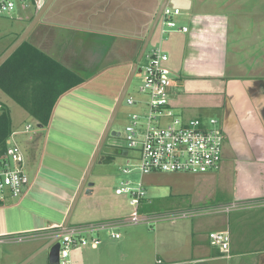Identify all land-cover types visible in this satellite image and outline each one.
<instances>
[{"label":"crops","instance_id":"0c3cea01","mask_svg":"<svg viewBox=\"0 0 264 264\" xmlns=\"http://www.w3.org/2000/svg\"><path fill=\"white\" fill-rule=\"evenodd\" d=\"M84 1L86 3L90 0ZM161 1L99 0V9L92 16L93 4L84 13L79 8L82 5L79 0L75 5V0H65L49 16L48 21L43 23L44 29L30 38V44L84 78L83 83L67 92L90 82L83 76L87 72L86 67L93 68L94 70H89L94 74L105 62L107 71H115V79L105 92L107 102L104 99L103 105L107 109V117L101 127L95 130L96 143L99 142L122 88L136 64L139 49ZM94 2L97 3V0ZM175 6L181 10L175 20L178 26L187 27V31H174L165 38L168 66L175 73L170 95L176 93L180 97L176 101L171 99L172 106L186 107V102L180 96L183 91L187 95L190 91L208 93L209 99L213 101H210V108L218 110L225 135L226 149L223 150L219 171L224 174L228 170L224 168L225 159L264 165V0H177ZM35 10L37 12L38 9ZM81 18L85 21L82 24ZM100 20H103V25L106 24L105 27L100 25ZM27 24L26 22L13 41ZM163 38L164 35L159 34V40ZM211 79H214L216 86H209ZM63 95L57 100L51 119L57 106L62 104ZM66 105L69 106L65 103L64 107ZM41 134L35 133L28 140L34 139L35 144L38 142L35 137ZM30 147L27 162L29 169L34 168L36 171L37 166L41 169L42 162L39 161L40 154H37L34 145ZM101 160L100 162H104L107 157L103 156ZM87 164L89 163H86L83 172H86ZM82 175L83 173L75 186L71 187L72 183H69L68 188H73V194L70 195L61 220L47 221L42 227L30 229L41 238L27 246L9 264L21 263L47 242L51 234L59 230L58 227L63 223L74 194L82 182ZM248 180L249 178H245L242 181V186L233 192L234 197L231 195L230 199L219 204L264 199V191L257 189V183L249 184ZM85 188L90 190L87 194H95V183L90 186L86 184ZM65 200L66 198H62V201ZM95 203L107 207V201L96 198ZM101 218L102 220L92 222L107 220V217ZM181 220L168 222L167 225L160 224L152 229V232H157L158 229L159 233L152 239L151 253L133 252L132 244L141 242L128 241L127 237L115 243L104 232L106 237L99 235L100 243L96 247L71 248L70 263L264 264V206ZM224 229L230 232L228 253L212 246L208 240V232ZM25 264H49L47 252L38 254Z\"/></svg>","mask_w":264,"mask_h":264},{"label":"rangeland","instance_id":"374dc122","mask_svg":"<svg viewBox=\"0 0 264 264\" xmlns=\"http://www.w3.org/2000/svg\"><path fill=\"white\" fill-rule=\"evenodd\" d=\"M64 1L65 0H53L46 8L26 38L29 44L31 43L30 38L37 35L39 30L42 31L44 29L43 25L48 21L49 16L52 15L54 11H57L61 3L64 4ZM77 1L78 0H75L74 5ZM79 1L82 3L79 8L84 11V13L87 12L88 8L94 6V8H91L93 10V16V13L97 12L99 9V7H97L99 0H97V3H95L94 0L87 1L86 3L84 0ZM176 1L177 0H169L168 4L172 7H176ZM25 4L26 6L18 3L15 10L10 14H0V54L4 47L7 46L8 43H11L16 35L20 33L25 23L27 22L29 24V18L36 13L35 9H39L40 7L38 3L36 4V2H32V0H26ZM91 4H93V6H91ZM80 21L81 24L85 22L83 18H81ZM96 21L99 22V20ZM100 25L105 27L104 25L106 24L103 25V20H100ZM158 33L160 34L159 28L156 27L143 57L138 62V69L144 67L145 63L148 61L147 55L153 47L160 44L161 48L165 51V38L170 35L171 32L162 34L164 38L161 40H159ZM64 67L76 73L72 68L68 66ZM86 69L87 72L84 73L83 76L90 80V82L63 95L61 99L62 104L57 106L56 113L52 116L51 121L46 127H38L36 121L31 119L23 108L0 91V102L7 105L10 109L13 130L15 132L13 137L17 139L21 146L24 157V170L30 178L31 183L25 188L21 195L15 197L6 196V198L0 202V237L6 240L0 243V264L11 263L20 256L27 246L37 242L36 239L41 238V236L39 237V235H35L31 232L32 230L30 229L42 227L47 221L61 220V216L70 199V195L73 194V188L71 187L75 186L82 173L83 178L85 175L83 169L87 162L90 164L94 156L95 152L93 151L96 150L98 145V142H95V130L101 127L107 117V109L103 105L105 101L107 102V94L105 92H107L110 84L113 83L116 74L115 71H107L105 62L94 74L92 71L94 70L93 68L86 67ZM89 69L92 70L90 71ZM170 70L172 82H175V73L171 68ZM137 73L134 74L130 82L126 97L121 103L111 126V131L119 132L120 135L108 134L100 151V155L91 168L87 183H95V194H87L84 190L81 196H79L80 198L75 205L69 221L70 225L102 220L101 217L103 216L107 217V220L113 219L114 217L116 218L117 216L125 218L131 211L129 200L125 196L116 195L114 188L119 185L120 180L126 178L132 179L135 182L142 180L145 196L142 200L139 213L146 215H161L190 208L213 207L230 199L231 195L234 197L233 192L237 191V188L242 186V181L245 178H249V184L253 183L256 185L257 183V189L264 191V165H255L235 159L230 160L224 158L226 161L224 168L228 169L225 172L226 174H223V171H217L214 172L215 175L211 176V173L200 175L168 172H154L140 175L137 169H133L130 173L124 174L121 168L124 166L132 167L129 164L133 163V160L128 161V157L132 154V150L129 149V155L125 156V126L128 124L130 119L129 116L132 113L141 115L146 109L144 104L146 97L138 90L141 79ZM78 75L81 76L80 74ZM205 84L206 83H204V85ZM208 84L209 86L211 84L216 86L214 79H211ZM180 96L181 99L186 102V107L175 108L173 104V108L184 119L214 117L221 124L218 110L210 108L212 107L210 101H213L209 99L208 93L190 91L187 95L183 91ZM77 97H80V99ZM128 97L137 101V104H128L126 102V98ZM179 98L180 97L176 95V93L174 95L171 93L170 95V101L171 99L176 101L179 100ZM65 103L69 106L66 105L64 107ZM27 124L30 125V128L25 131L24 127ZM35 133L42 134L35 137L38 142L34 144V139H28L33 137ZM35 136H37V134ZM31 145H34L35 151L38 155L40 154L39 161L42 162L41 169L37 166L36 171L34 168L29 169V164L27 162V158L30 156L28 149H31ZM225 149L226 143L223 145V150ZM109 154L112 155L111 158L104 162H100L103 156ZM89 164H87L86 170ZM33 179L34 181L32 182ZM69 183H72L70 189L68 188ZM97 191H99V196H97ZM75 195L76 194H74V196ZM62 198H66V200L62 201ZM96 198H98L99 201H107V207H105V205H103L104 207L98 206L99 203H95ZM106 214L107 216H105ZM213 215L215 214H210L209 216ZM196 218H200V216L182 219L181 221ZM179 220L180 219H178V221ZM174 221L164 219L152 223L151 226L146 223H139L136 225L126 223L117 229L121 235L120 238L112 239L108 235L107 238L116 243L117 241L129 237L128 241L136 240L141 242L132 244L134 246L133 252L137 251L143 254L145 252L151 253L153 246L152 241L159 233L158 229L157 232H152V229L160 224L167 225L169 224L168 222ZM24 232H30L33 238L18 242L11 240L9 236L13 235L12 237L15 238L18 233ZM99 235L102 238L106 237L104 232H101ZM71 253L70 249L69 256L67 257L69 260L68 264H71Z\"/></svg>","mask_w":264,"mask_h":264},{"label":"built area","instance_id":"2783aa9c","mask_svg":"<svg viewBox=\"0 0 264 264\" xmlns=\"http://www.w3.org/2000/svg\"><path fill=\"white\" fill-rule=\"evenodd\" d=\"M26 0H0V14H10L18 3ZM40 6V0H32ZM181 14L179 7L168 4L162 9L156 27L160 34L174 31H187V27L178 26L175 17ZM148 61L137 71L141 79L138 87L146 100L145 111L140 115L132 113L124 129L125 156L129 149L132 154L128 161L130 166L121 168L124 174L137 169L140 175L154 172L206 174L220 170L224 134L219 121L214 117L184 119L173 108L170 101L172 83L171 70L168 66L169 56L161 45L153 47L147 55ZM126 97V95H125ZM124 97V98H125ZM128 104H137L133 98H126ZM1 104V103H0ZM25 131L30 128L27 124ZM15 132L6 140L5 149L0 152V202L6 196L15 197L23 193L29 185V177L24 170V157ZM116 195L125 196L131 206L130 213L125 217L110 220L88 222L84 224H68L64 229L61 225L57 231L59 237V264H68L69 251L73 247H96L100 243L99 234L106 232L111 238H120L117 229L126 223H146L152 225L161 220L174 221L190 217L229 214L232 211L263 207L264 199L255 201H232L213 207L186 209L161 215L140 214L145 189L142 180L122 179L115 188ZM16 235V234H15ZM11 240L18 242L33 238L30 232L18 233L17 237L9 235ZM208 240L212 246L228 253L230 232L228 229L208 232ZM5 241L0 237V243Z\"/></svg>","mask_w":264,"mask_h":264},{"label":"trees","instance_id":"16d2710c","mask_svg":"<svg viewBox=\"0 0 264 264\" xmlns=\"http://www.w3.org/2000/svg\"><path fill=\"white\" fill-rule=\"evenodd\" d=\"M83 81L81 76L29 44L26 39L0 65V91L23 108L39 127L49 124L59 97ZM12 132L10 109L1 103L0 152L5 149L6 140ZM106 157L111 158L110 155Z\"/></svg>","mask_w":264,"mask_h":264},{"label":"water","instance_id":"95a60500","mask_svg":"<svg viewBox=\"0 0 264 264\" xmlns=\"http://www.w3.org/2000/svg\"><path fill=\"white\" fill-rule=\"evenodd\" d=\"M53 0H40V7L37 10V12L35 13V15L32 17V19L30 20L29 24L26 26V28L22 31V33L10 44V46L4 50L1 54H0V65L10 56V54L27 38V36L29 35V33L31 32V30L33 29V27L35 26V24L38 22V20L40 19L41 15L44 13V11L46 10V8L51 4ZM168 2V0H162L159 8L154 16V19L151 23V26L142 42V45L139 49L137 58H136V64L133 66L123 88L122 91L119 95V98L115 104V107L113 109V112L107 122V125L100 137V140L98 142V145L96 147L94 156L85 172V175L82 179V182L78 188V191L76 193V195L74 196V199L71 203V206L66 214V217L63 221V223L61 224L62 229H64L69 221L70 218L73 214L75 205L79 199V196L82 192V190L84 189L85 185L87 184L88 186L92 185L91 183H87L91 168L93 166V164L96 162L97 157L105 143V140L108 136L109 133H111V135H120L119 132H115V131H111V126L113 124V121L117 115V112L120 108L121 103L124 100V97L127 93L128 87L130 85V82L134 76V74H136L137 71H139L140 69H138V62L140 61V59L143 57L145 50L147 48V45L154 33V30L156 28L157 22L160 18L161 12L163 7L165 6V4ZM39 127V126H38ZM86 193H89L90 190L89 188H85L84 189ZM59 237L60 234L58 232L51 234L47 239V242H45L43 245H41L39 248H37L32 254H30L25 260H23L21 263L19 264H25L27 263L29 260H31L32 258H34L35 256H37L38 254L42 253V252H47L48 255V261L49 264H59V248H60V243H59Z\"/></svg>","mask_w":264,"mask_h":264},{"label":"flooded vegetation","instance_id":"af4514ba","mask_svg":"<svg viewBox=\"0 0 264 264\" xmlns=\"http://www.w3.org/2000/svg\"><path fill=\"white\" fill-rule=\"evenodd\" d=\"M224 137H225V135H224Z\"/></svg>","mask_w":264,"mask_h":264}]
</instances>
